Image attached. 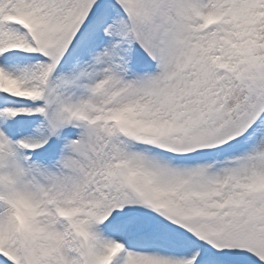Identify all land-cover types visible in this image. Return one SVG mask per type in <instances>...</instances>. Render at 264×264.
Segmentation results:
<instances>
[{"label":"snow or ice","instance_id":"1","mask_svg":"<svg viewBox=\"0 0 264 264\" xmlns=\"http://www.w3.org/2000/svg\"><path fill=\"white\" fill-rule=\"evenodd\" d=\"M0 264H264V0H0Z\"/></svg>","mask_w":264,"mask_h":264}]
</instances>
